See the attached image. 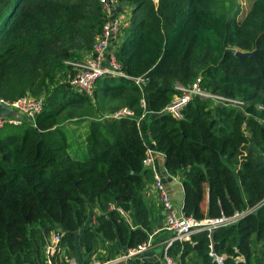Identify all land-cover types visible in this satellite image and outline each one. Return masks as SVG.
<instances>
[{
  "label": "trees",
  "instance_id": "16d2710c",
  "mask_svg": "<svg viewBox=\"0 0 264 264\" xmlns=\"http://www.w3.org/2000/svg\"><path fill=\"white\" fill-rule=\"evenodd\" d=\"M119 1L133 9L116 51L130 79L98 81L93 101L58 82L101 33L100 1L0 0V99L47 98L35 122L0 129V264H42L38 252L57 231L64 233L66 256L78 257L80 242L91 257L100 243L108 252L101 261L150 239L155 227L146 223L152 212L143 192L152 173L144 166L139 124L147 111L156 150L168 172L182 178L186 215L201 221L260 206L234 225L176 242L168 255L179 264H218L211 253L226 256L224 264H264V0L243 19L238 0ZM239 51L256 55L241 62ZM198 80L203 89L244 100L246 108L197 97L183 120L161 113L179 85ZM75 105L108 115L90 120L79 160L69 153L65 128L79 117L62 119ZM124 108L134 117L109 118ZM93 209L96 224L86 227ZM239 256L245 261L237 262Z\"/></svg>",
  "mask_w": 264,
  "mask_h": 264
},
{
  "label": "built area",
  "instance_id": "2783aa9c",
  "mask_svg": "<svg viewBox=\"0 0 264 264\" xmlns=\"http://www.w3.org/2000/svg\"><path fill=\"white\" fill-rule=\"evenodd\" d=\"M99 1L105 14V23L101 33L95 39L92 49L87 56L67 63L72 70V76L69 79L71 88L78 93L86 95L93 101H95V91L98 81L106 78L130 79V77L123 72L122 66L117 61V50L113 51V46L115 43H118L124 26V18L121 16L122 12H116V8L120 6L121 3L119 0ZM118 47L119 46H117V49ZM136 83L143 87L146 85L147 80L145 78H138L136 79ZM178 90L180 93L176 95L172 103L161 112L162 114H169L176 120L184 119L186 107L197 97L203 100H209L213 105H222L237 110H244L247 106V103L242 99L227 97L203 89L199 80L188 87L182 85L178 86ZM46 101L47 98L45 95L35 97L31 94H26L15 101L0 99V104L11 108V110L19 115V118L0 117V129L8 125L20 126L24 121L35 122L38 115L43 112ZM142 106L147 108V103L144 99L142 101ZM259 108L264 110L263 106H259ZM145 115L146 114L142 116L139 124L142 119H144ZM124 117H134V112L129 108H124L114 113L109 118L122 119ZM145 145L147 146V151L144 166L150 167L154 164L153 156L156 151L148 147L146 143ZM154 188L164 212V230L171 235L166 242L164 250V257L167 264H179L168 255V250L176 242H188L191 241L192 237L196 234L203 232L211 234L219 228L234 225L260 207L256 206L254 208H249L231 217L222 216L220 218H207L200 221L193 216L186 215L183 210H178L174 204L170 190L159 174H155L154 176ZM262 205H264V202ZM110 208L112 210L117 209L121 214H124V210L116 208L115 205H111ZM63 236V231H57L46 241L45 264H78L75 258L66 256L62 245ZM151 245V242H146L136 248H128L116 258L105 261L94 260L90 264H130L133 258L148 251ZM210 255L214 257L218 264H224L226 256H218L214 253ZM236 260L237 262L245 261L244 258L240 256L237 257Z\"/></svg>",
  "mask_w": 264,
  "mask_h": 264
},
{
  "label": "crops",
  "instance_id": "0c3cea01",
  "mask_svg": "<svg viewBox=\"0 0 264 264\" xmlns=\"http://www.w3.org/2000/svg\"><path fill=\"white\" fill-rule=\"evenodd\" d=\"M130 9H131V12L129 14H126V13L121 14V16H123V18H124V26L122 28V33H121L122 37H120L121 41L119 39L118 43L114 44L113 51H116L117 46H120L121 43L123 42V31L129 25L131 17H132V10L133 9L132 8H130ZM89 53H90V51L88 52V54ZM101 112H102V114H104L105 117L108 116L107 113L105 114L106 111L101 110ZM145 114H146L145 116H147V113H145ZM142 122L140 123V130H141L142 137L144 138L145 143L148 145V147H150L151 149L156 151L154 153V156H153L154 164L150 167H145L146 169L151 171L152 178L146 182V188H145V191L143 192L145 202L147 203V206L150 209V211L152 212V216H153V217L151 216V219L148 217V219H146V223L150 224V221L152 220L154 223L155 231L152 235H150V239L147 241V242H151V244H152L150 249L148 251L144 252L143 254H140V255L136 256L135 258H133L131 260L130 264H144L145 262H153L155 264H167L165 261V257H164V250H165L164 246L166 245V242L169 238V235L164 230V221H165L164 212L162 210L160 201L157 197V193H156L155 188H154V176H155V174H159L162 177L164 183L166 184L167 188L171 192L174 204L178 208V210L184 211L185 190H184V186L182 183V178L178 175L177 176L171 175L168 172L166 165H165V161H166L165 155L156 150V147H155V145L152 141V138H151L150 130L147 126V122L144 119H142ZM70 125L69 126L67 125L66 131H67V133H69V131H70V135H72V136H74L73 132L75 131V130L72 131V129L80 128V129H83L84 133L88 130L90 131V126H89L88 122H85L80 126L74 124L73 128H69ZM245 134H246V136H249L248 131H246ZM85 136H87V133L83 137L84 140L86 138ZM69 142L71 143V148L69 150V153L73 159L79 160V159L83 158V156L86 155V152H87L86 151L87 150L86 140L85 141H80V140L76 141L74 139H71V140L69 139ZM92 213L93 214L90 217V222H88L86 227H88V225L91 223L96 224V215L99 214V211H98V209H93ZM122 215L126 218V220L129 223L132 222V218L130 216V213L124 212V214H122ZM143 222H144V219H143ZM52 236H53V233L51 235L47 236L46 241H48ZM106 246H109V243H107ZM97 248L98 249L95 251V253L90 257L87 254L86 249L84 247L80 246V242H79L78 257L75 258L76 261L78 262V264H90L94 260H100L99 257H107L108 252L106 249H103V247H101L100 243H97ZM127 249H125L124 251H126ZM124 251L117 254L113 258H116L120 254H122ZM35 257H36V255H35ZM43 257H44V260L42 259V264L45 263V246L43 247ZM173 259L179 263V257L173 258Z\"/></svg>",
  "mask_w": 264,
  "mask_h": 264
},
{
  "label": "rangeland",
  "instance_id": "374dc122",
  "mask_svg": "<svg viewBox=\"0 0 264 264\" xmlns=\"http://www.w3.org/2000/svg\"><path fill=\"white\" fill-rule=\"evenodd\" d=\"M156 3L158 2V0H154ZM256 0H238V4H240L242 6V13L240 15V18L243 19L247 16V14L250 12L254 2ZM131 12V9L130 7H127V8H124L123 12L122 13H126V14H129ZM122 37V35H121ZM121 41V39H120ZM241 52V51H239ZM244 53V52H242ZM85 54V55H84ZM84 57L88 55V52L87 53H84ZM72 62V61H70ZM72 76V70H71V73H68V76H66L65 78H63L61 81L58 82V85L60 84H69V79L70 77ZM181 86V85H179ZM56 87V86H54ZM68 114H71L73 115V117L75 116H78L79 118H74L72 119L71 121H65V128L67 127V125L69 126L70 124V127L69 128H73L74 124L76 125H82L83 123L85 122H88L89 123V126H90V120L91 119H96L101 117L103 114H101V112H97V110L95 109V107H89V106H80V105H75V106H71L67 109V111L62 115V119L65 118L66 115ZM85 117V119H80V118H83ZM75 130V131H74ZM73 132V135H70V131L68 133V136H69V139H74L76 141H85L84 140V135L86 133H88V131H86L85 133L83 132V129H72ZM86 137V136H85ZM54 233V232H51V234ZM50 234V235H51ZM37 257H39V263L42 261V259L44 260V257H43V248L41 249V253L38 252V255Z\"/></svg>",
  "mask_w": 264,
  "mask_h": 264
},
{
  "label": "water",
  "instance_id": "95a60500",
  "mask_svg": "<svg viewBox=\"0 0 264 264\" xmlns=\"http://www.w3.org/2000/svg\"><path fill=\"white\" fill-rule=\"evenodd\" d=\"M129 5H130L129 2L121 3V5L116 8V12L121 13L124 10V8L129 7ZM255 55H256L255 52H253V53H242V52L236 53L237 58H239V60L241 62H243V60L247 57L248 58H255ZM219 106H222V105H219ZM0 117L19 118V115L15 111L11 110V108L6 107L3 104H0Z\"/></svg>",
  "mask_w": 264,
  "mask_h": 264
}]
</instances>
